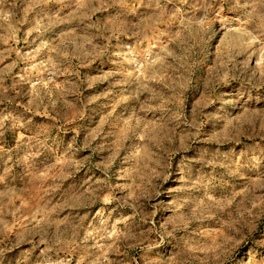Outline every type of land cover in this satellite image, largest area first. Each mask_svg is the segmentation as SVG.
<instances>
[{"label": "rangeland", "instance_id": "obj_1", "mask_svg": "<svg viewBox=\"0 0 264 264\" xmlns=\"http://www.w3.org/2000/svg\"><path fill=\"white\" fill-rule=\"evenodd\" d=\"M0 264H264V0H0Z\"/></svg>", "mask_w": 264, "mask_h": 264}]
</instances>
